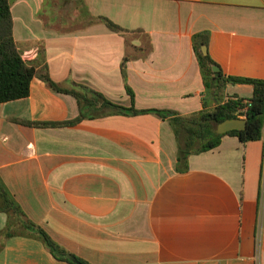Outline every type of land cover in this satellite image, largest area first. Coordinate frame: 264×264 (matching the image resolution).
<instances>
[{
    "label": "crops",
    "instance_id": "obj_1",
    "mask_svg": "<svg viewBox=\"0 0 264 264\" xmlns=\"http://www.w3.org/2000/svg\"><path fill=\"white\" fill-rule=\"evenodd\" d=\"M11 11L26 61L126 108L203 110L197 34L226 78L264 81V0H11ZM253 91L228 83L224 96L247 102ZM79 113L38 78L28 98L0 105V179L29 221L89 264H264V128L256 142L224 137L177 172L174 132L157 114L19 123ZM8 221L0 213V232ZM14 231L0 236V264H69Z\"/></svg>",
    "mask_w": 264,
    "mask_h": 264
},
{
    "label": "trees",
    "instance_id": "obj_2",
    "mask_svg": "<svg viewBox=\"0 0 264 264\" xmlns=\"http://www.w3.org/2000/svg\"><path fill=\"white\" fill-rule=\"evenodd\" d=\"M95 21L102 23L114 33L122 34L128 31L122 29L104 17ZM208 35L197 34L193 38V45L202 78L204 82V108L202 111L183 116L174 111L137 110L135 107L126 108L117 105L102 94L89 87L71 83L69 87L54 82L50 76L49 68L44 61L31 63L23 58V53L14 39V19L11 11V0H0V105L26 99L30 96V86L35 78L43 81L52 91L74 97L79 106L77 119L67 122L39 123L19 121L20 124L31 128H63L77 125L85 120H93L108 115L138 116L142 114H157L167 120L174 132L177 146V172L189 170L191 156L200 155L218 148L226 136L238 138L242 144L256 142L262 139L264 128V81L240 78H226L222 73L217 78L213 71L216 63L209 53L204 55L202 48H208ZM126 62L122 64V74L126 81ZM217 81L219 83L217 84ZM228 83L249 84L253 86V96L245 103L243 99H225L224 91ZM127 92L134 100V92L128 87ZM245 110L247 127L244 131H232L225 135H217L216 128L226 120L240 119ZM0 213L9 216L6 229L0 236L9 239L16 235L14 227L19 225L22 229L40 240L55 259L69 264L73 263L68 257L72 256L80 264H89L74 256L65 248L56 243L41 227L29 221L20 205L10 194L0 179Z\"/></svg>",
    "mask_w": 264,
    "mask_h": 264
},
{
    "label": "water",
    "instance_id": "obj_3",
    "mask_svg": "<svg viewBox=\"0 0 264 264\" xmlns=\"http://www.w3.org/2000/svg\"><path fill=\"white\" fill-rule=\"evenodd\" d=\"M202 51L204 55L208 54V48L206 46H203ZM213 71L216 74V77L218 78L220 76V69L217 66L213 67ZM219 81H217V84ZM247 127V121L245 119H235V120H226L223 123L219 124L216 128V134L217 135H225L232 131H244ZM73 263L80 264L76 258L69 256L68 257Z\"/></svg>",
    "mask_w": 264,
    "mask_h": 264
},
{
    "label": "built area",
    "instance_id": "obj_4",
    "mask_svg": "<svg viewBox=\"0 0 264 264\" xmlns=\"http://www.w3.org/2000/svg\"><path fill=\"white\" fill-rule=\"evenodd\" d=\"M245 103H247V102H245ZM245 110H243L242 111V114H241V116H240V119H245L246 120V117H245Z\"/></svg>",
    "mask_w": 264,
    "mask_h": 264
}]
</instances>
